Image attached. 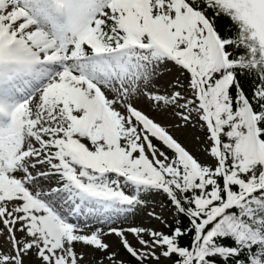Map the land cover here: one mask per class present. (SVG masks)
I'll use <instances>...</instances> for the list:
<instances>
[{
	"label": "snow or ice",
	"instance_id": "1",
	"mask_svg": "<svg viewBox=\"0 0 264 264\" xmlns=\"http://www.w3.org/2000/svg\"><path fill=\"white\" fill-rule=\"evenodd\" d=\"M0 264H264V0H0Z\"/></svg>",
	"mask_w": 264,
	"mask_h": 264
},
{
	"label": "rangeland",
	"instance_id": "2",
	"mask_svg": "<svg viewBox=\"0 0 264 264\" xmlns=\"http://www.w3.org/2000/svg\"><path fill=\"white\" fill-rule=\"evenodd\" d=\"M171 77L169 76H165L163 77L164 80H168ZM181 139H184V137L181 135ZM163 203H166L165 201H163L162 197H155L152 200L149 201L148 207L137 217H130L128 220H125L123 222H121L120 224H118L117 226H123V227H131V226H136V225H140V224H146V225H151L155 228L158 229H163L165 232L168 231L167 228L164 227L163 224H161L158 220H156L153 217H150L148 215V213L152 212L153 210H155L157 213L160 211L161 205ZM168 216V222L171 223L172 219H171V213L169 212L167 214ZM106 231V229H105ZM109 236L107 237L108 241L111 242L112 240L110 239ZM129 239L133 241V243H135V240L133 239V237L130 235ZM121 251V255L124 256L125 258H127V254L123 251V249L120 250ZM97 256L100 255V253H96Z\"/></svg>",
	"mask_w": 264,
	"mask_h": 264
},
{
	"label": "bare ground",
	"instance_id": "3",
	"mask_svg": "<svg viewBox=\"0 0 264 264\" xmlns=\"http://www.w3.org/2000/svg\"><path fill=\"white\" fill-rule=\"evenodd\" d=\"M110 239L113 241V240H115V237H114V236H112V237H110Z\"/></svg>",
	"mask_w": 264,
	"mask_h": 264
}]
</instances>
